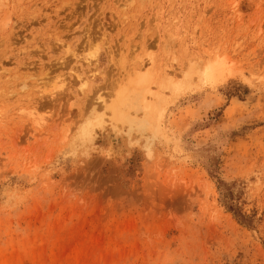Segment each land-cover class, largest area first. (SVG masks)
<instances>
[{
    "label": "rangeland",
    "instance_id": "rangeland-1",
    "mask_svg": "<svg viewBox=\"0 0 264 264\" xmlns=\"http://www.w3.org/2000/svg\"><path fill=\"white\" fill-rule=\"evenodd\" d=\"M0 264H264V0H0Z\"/></svg>",
    "mask_w": 264,
    "mask_h": 264
},
{
    "label": "bare ground",
    "instance_id": "bare-ground-1",
    "mask_svg": "<svg viewBox=\"0 0 264 264\" xmlns=\"http://www.w3.org/2000/svg\"><path fill=\"white\" fill-rule=\"evenodd\" d=\"M138 90H139V88H138ZM140 93H141V90H140ZM137 97V96H136ZM140 98H141V94H140ZM145 99V98H144ZM125 101V100H124ZM144 103V102H143ZM145 104V103H144Z\"/></svg>",
    "mask_w": 264,
    "mask_h": 264
},
{
    "label": "trees",
    "instance_id": "trees-1",
    "mask_svg": "<svg viewBox=\"0 0 264 264\" xmlns=\"http://www.w3.org/2000/svg\"><path fill=\"white\" fill-rule=\"evenodd\" d=\"M229 209H230L231 211H233V212L235 211V210H233L232 208H230V206H229Z\"/></svg>",
    "mask_w": 264,
    "mask_h": 264
}]
</instances>
